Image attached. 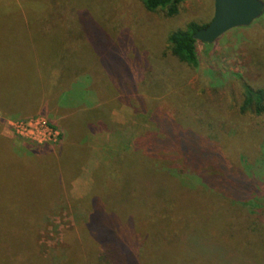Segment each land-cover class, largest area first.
<instances>
[{
  "label": "rangeland",
  "instance_id": "374dc122",
  "mask_svg": "<svg viewBox=\"0 0 264 264\" xmlns=\"http://www.w3.org/2000/svg\"><path fill=\"white\" fill-rule=\"evenodd\" d=\"M54 1H0V62L38 44L66 73L59 105L72 109L53 116L41 105L23 117L0 110V136L9 140L0 139V262L22 256L36 228L47 260L40 264L65 255L58 264H97L95 230H71L93 206L95 219L107 221L98 264H264V112L244 109L243 88L264 90V13L213 43L197 41L193 69L169 54L167 37L189 22L209 23L213 0H185L172 17L145 10L142 0H75L59 10ZM21 73L30 81L18 91L35 94L28 109L57 93L46 72ZM116 79L121 93L112 102ZM70 129L81 146L67 145ZM60 146L59 159L14 155ZM59 168L74 172L61 190ZM70 199L75 209L65 214Z\"/></svg>",
  "mask_w": 264,
  "mask_h": 264
},
{
  "label": "trees",
  "instance_id": "16d2710c",
  "mask_svg": "<svg viewBox=\"0 0 264 264\" xmlns=\"http://www.w3.org/2000/svg\"><path fill=\"white\" fill-rule=\"evenodd\" d=\"M4 1L6 4L11 3L12 1L16 0H0ZM185 0H142V5L145 10L149 12H157V11H164L165 15L168 17H172L173 15L178 13L179 6L181 3H183ZM75 0H58L54 1L51 4V7L59 10L61 8L65 9H71L70 7L74 5ZM90 17V20H87V18ZM262 17V16H261ZM260 17V18H261ZM91 13L87 12L84 13V22L89 21L91 22ZM259 18V20H260ZM209 23L200 25L196 22H189L186 24L184 28L177 29L173 32H171L168 37H167V50L169 51V54H171L174 59L177 62L184 63L191 68H197L199 66V59L196 51V43L197 40L193 38V34L201 29L204 28L208 25ZM102 29V26H99ZM95 28V29H94ZM97 29V26L94 25L92 31H89V34H95V30ZM103 31V30H102ZM104 34H106L105 31H103ZM74 41H78L76 37L71 38ZM38 44H31L27 46H21L17 47V52L19 56L22 57V59H14V61H8V60H1L0 62V67L4 64L10 63L11 69H2L4 72L3 74H0V110L3 111L5 114L4 117H9L14 115H20L19 117H23L25 114H31L34 111H36L39 106L44 105L46 109L49 111L50 115H64L68 112H71L72 109L70 107H66L64 105H59L60 101V95L63 93L62 91L65 90L66 85L63 83V75L66 77V73L64 74V71L62 68L58 69L56 66H51L53 62H50L52 59V54H50L48 57L46 56L43 58L40 55V49L37 46ZM4 51H9L13 52L12 47L4 46L2 47ZM22 60V61H21ZM27 60H32V62H28ZM16 67V68H15ZM22 70H34L35 73H33L34 77L37 79H41L43 74L46 72L48 77H51V80L54 82V85H56V92L52 95V99L48 100L47 102H44V98L41 100L36 101L35 106L33 109H28L30 105L28 104V100L34 99L35 94H30L28 91L25 93L20 90L18 91V83L23 80V81H30L29 79H23L25 76L24 73H21ZM51 71V73L49 72ZM124 72V71H123ZM77 75L75 73L72 75V81L75 79ZM123 76V74H122ZM104 77V76H103ZM117 81H112L113 82V89H116L115 93H112L110 96L111 101L113 102L112 98L116 95H119L120 89H121V82L120 80L116 79ZM11 82V84H10ZM117 82V83H115ZM61 83V84H60ZM64 84V85H63ZM117 84V88H116ZM244 95H245V100H244V109L248 105L255 113L257 114H262L264 112V90L263 89H254L251 86L244 84ZM55 89V88H54ZM118 90V91H117ZM120 96V95H119ZM48 105V106H47ZM55 106V107H54ZM55 108L53 111L52 109ZM100 111V110H98ZM97 111V113H98ZM101 111L106 112L107 109H102ZM96 113V119L98 120L99 115L97 116ZM22 115V116H21ZM3 120L0 119V122ZM102 125V123L100 122ZM204 130V126H203ZM78 133L74 129H70L68 131H65L64 133V139L65 141H69L67 145L72 146H81L82 144V138L78 139L79 136H77ZM143 137V136H142ZM142 137H137L136 138V144L140 145L142 143ZM0 139L6 140L5 138L0 136ZM9 143V140H6ZM80 143V144H78ZM144 144H152V142L146 141L143 142ZM146 146H143L146 147ZM154 146V144H153ZM203 146L204 144H200V152L201 154L203 153ZM151 147V146H150ZM157 147V146H155ZM154 148V147H153ZM206 148V147H205ZM206 150V149H205ZM144 151V149H143ZM209 152H215V147H211L208 149ZM64 152V147L60 146L57 151L55 150H50V149H38L35 148L31 150L30 154H19V153H14V155L22 156V157H34V156H41V157H53L55 159H59L61 154ZM145 152V151H144ZM143 152V153H144ZM193 154V153H192ZM74 173V172H73ZM67 174V172L64 171V169L59 168L57 171V179H56V185L60 188H62V183L63 180L72 177L74 174ZM57 195L59 193H56ZM55 196L50 200V203H47V209L43 212H41L39 219L36 221V224L40 222V219L43 217L48 212L49 206L51 202L55 199ZM80 202L83 204V198L80 199ZM75 203L76 201L73 199L69 200V206L66 205L64 212L67 214V212L72 208L75 209ZM94 205V204H93ZM84 206V204H83ZM69 209V210H68ZM84 209L86 210V219L84 221H80L76 223V226L71 229L74 231L78 232H83L85 234V237H87V233H92L93 230H95L94 233V239L98 241L100 244L96 245L97 249L99 252L95 254V262L98 264L99 260L104 258V253L103 251L101 252L102 247H104L106 243V220H99L97 221L95 219V215L93 214V206H84ZM97 212V211H96ZM20 214V211H18ZM101 216H104L105 214L101 213ZM36 225V226H37ZM19 229L21 231H25V225L24 223L19 224ZM67 230V231H71ZM33 234L29 238V247L27 250H23L22 256H19L17 254L16 257H12L10 259L11 264H31L32 263H43L47 261L42 255L40 254L39 247L36 244V228H32ZM63 232L62 235V240L64 241L65 244H67V238L66 237V232ZM25 238H28L25 236ZM75 243L77 246H81V244L75 239ZM67 256L65 255L63 259H59L55 263H64L65 259ZM9 257L6 259L8 260ZM9 263V264H10ZM0 264H5L4 262H0Z\"/></svg>",
  "mask_w": 264,
  "mask_h": 264
},
{
  "label": "water",
  "instance_id": "95a60500",
  "mask_svg": "<svg viewBox=\"0 0 264 264\" xmlns=\"http://www.w3.org/2000/svg\"><path fill=\"white\" fill-rule=\"evenodd\" d=\"M264 13V0H213V17L193 38L213 43L228 31L248 27Z\"/></svg>",
  "mask_w": 264,
  "mask_h": 264
},
{
  "label": "built area",
  "instance_id": "2783aa9c",
  "mask_svg": "<svg viewBox=\"0 0 264 264\" xmlns=\"http://www.w3.org/2000/svg\"><path fill=\"white\" fill-rule=\"evenodd\" d=\"M31 124H32V125H33V124H38V121H34V122H32Z\"/></svg>",
  "mask_w": 264,
  "mask_h": 264
}]
</instances>
